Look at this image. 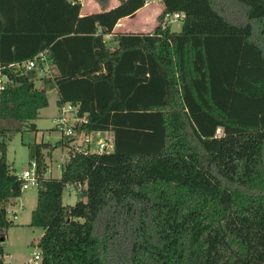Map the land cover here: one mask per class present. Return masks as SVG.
<instances>
[{
    "label": "trees",
    "instance_id": "obj_1",
    "mask_svg": "<svg viewBox=\"0 0 264 264\" xmlns=\"http://www.w3.org/2000/svg\"><path fill=\"white\" fill-rule=\"evenodd\" d=\"M98 1L80 16L77 0H0V256L23 192L5 137L52 85L86 115L76 130L112 131L114 147L70 149L60 177H40V264H264V0H161L155 29L116 33L114 48L106 36L148 0ZM41 52L53 77L23 65Z\"/></svg>",
    "mask_w": 264,
    "mask_h": 264
},
{
    "label": "rangeland",
    "instance_id": "obj_2",
    "mask_svg": "<svg viewBox=\"0 0 264 264\" xmlns=\"http://www.w3.org/2000/svg\"><path fill=\"white\" fill-rule=\"evenodd\" d=\"M152 6L159 9L160 4L154 2ZM155 20L158 24V18ZM157 24L154 23L153 28ZM168 24L173 31H180L183 22L181 19H175L168 21ZM46 75H39V78L49 77L50 73L47 72ZM38 82L36 84L40 86ZM48 97L49 105L40 110L35 120L27 122L22 131L5 137L6 157L14 173H22L30 167V147L39 144L42 146L44 160L50 161L53 165V176H61L62 169L57 164L69 156L70 145L62 142L63 135L56 124V115L60 108L57 105L58 94L55 91H48ZM31 123H35L36 129L32 128ZM219 134H222V129H219ZM101 136L102 139H106L107 135L102 134ZM97 143L98 138L95 139L94 150H98ZM112 149L111 146L108 147V151ZM37 195L38 187L32 186L24 189L22 195L8 205V216L13 220V224L5 231L4 264H40L39 260H34L33 255L40 250L38 242L44 234V228L30 224L32 211L37 205ZM63 201L65 205L76 204L79 201L78 189L73 186L65 189ZM15 216L18 218L15 219Z\"/></svg>",
    "mask_w": 264,
    "mask_h": 264
},
{
    "label": "built area",
    "instance_id": "obj_3",
    "mask_svg": "<svg viewBox=\"0 0 264 264\" xmlns=\"http://www.w3.org/2000/svg\"><path fill=\"white\" fill-rule=\"evenodd\" d=\"M182 13H167L164 17L165 21L181 19ZM27 69H33L39 67L40 75H44L49 71L50 61L45 52L37 54L34 58L26 61L23 64ZM3 88V86H1ZM79 107L74 106L72 103H65L60 105V113L56 118L57 128L61 131L63 138L68 141L70 149L78 153H102L107 152L108 147H114L113 143L109 142L108 139H102L101 131L84 133L76 130V126L85 121L86 115L80 117L78 115ZM98 138V150H94L95 139ZM66 159L58 163V167L62 169ZM39 158L37 156L31 158L30 167L24 170L22 173L17 174L19 179L22 180V190L28 189L32 186L39 185V180L41 176L44 177H54L53 176V165L50 161H42V172L39 170ZM72 186L68 185L67 188ZM16 217V216H15ZM5 255V254H4ZM0 256V264H4L3 257ZM34 260L41 261L42 252L38 250L33 255Z\"/></svg>",
    "mask_w": 264,
    "mask_h": 264
},
{
    "label": "crops",
    "instance_id": "obj_4",
    "mask_svg": "<svg viewBox=\"0 0 264 264\" xmlns=\"http://www.w3.org/2000/svg\"><path fill=\"white\" fill-rule=\"evenodd\" d=\"M77 1L81 4L80 16L94 13V12H99L103 9L102 5L99 3L98 0H77ZM154 2L160 4L159 9L152 6V3ZM118 4H119V0H109L107 9L113 8L117 6ZM161 11H162L161 0H148L145 6L137 10L133 15L121 18L114 28V33L106 36L107 41H109L112 48H114L117 46V42L113 40V36L116 33H130V32L148 33V32L153 31L155 29L153 28L154 23L157 24L155 18L157 19L159 17V14L161 13ZM139 15H141L140 18H139ZM52 72L55 73L56 69H54V67L50 65L48 73H50V76L53 77ZM46 74L47 72L44 75ZM38 81L37 82L41 86L42 80H38ZM48 91H55L58 94L57 105L60 107V105L58 104V100H59L58 89L55 86L51 85ZM74 106L79 107V104H75ZM59 113H60V108H59L58 114L56 115V118L59 116ZM102 134L107 135L106 139H108L109 142L113 143L114 145V134L112 131H104V132H101V135ZM14 200L15 199H13L12 202H14ZM14 218L17 219L18 216Z\"/></svg>",
    "mask_w": 264,
    "mask_h": 264
},
{
    "label": "water",
    "instance_id": "obj_5",
    "mask_svg": "<svg viewBox=\"0 0 264 264\" xmlns=\"http://www.w3.org/2000/svg\"><path fill=\"white\" fill-rule=\"evenodd\" d=\"M4 240V239H3Z\"/></svg>",
    "mask_w": 264,
    "mask_h": 264
}]
</instances>
